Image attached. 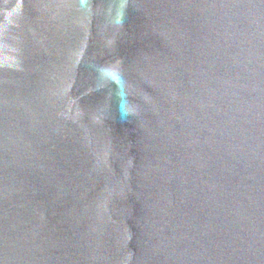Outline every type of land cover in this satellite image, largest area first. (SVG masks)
<instances>
[{"label": "water", "instance_id": "1", "mask_svg": "<svg viewBox=\"0 0 264 264\" xmlns=\"http://www.w3.org/2000/svg\"><path fill=\"white\" fill-rule=\"evenodd\" d=\"M0 264H264V0H0Z\"/></svg>", "mask_w": 264, "mask_h": 264}]
</instances>
